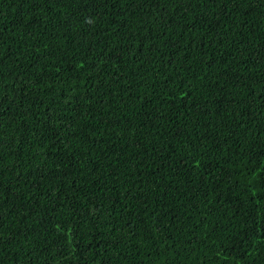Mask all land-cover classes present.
<instances>
[{
	"label": "trees",
	"instance_id": "1",
	"mask_svg": "<svg viewBox=\"0 0 264 264\" xmlns=\"http://www.w3.org/2000/svg\"><path fill=\"white\" fill-rule=\"evenodd\" d=\"M0 264H264V0H0Z\"/></svg>",
	"mask_w": 264,
	"mask_h": 264
}]
</instances>
